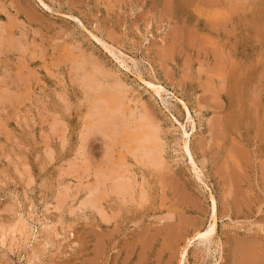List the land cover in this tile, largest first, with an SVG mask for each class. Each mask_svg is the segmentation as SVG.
<instances>
[{
	"label": "rangeland",
	"instance_id": "374dc122",
	"mask_svg": "<svg viewBox=\"0 0 264 264\" xmlns=\"http://www.w3.org/2000/svg\"><path fill=\"white\" fill-rule=\"evenodd\" d=\"M43 1L0 0V264H264V0ZM108 87L159 165L89 129Z\"/></svg>",
	"mask_w": 264,
	"mask_h": 264
},
{
	"label": "bare ground",
	"instance_id": "6f19581e",
	"mask_svg": "<svg viewBox=\"0 0 264 264\" xmlns=\"http://www.w3.org/2000/svg\"><path fill=\"white\" fill-rule=\"evenodd\" d=\"M38 1V3L39 4H41V5H43L44 7H46V8H48V5L46 4V3H44V1L43 0H37ZM206 1V0H205ZM186 6V5H185ZM166 8V7H165ZM20 35V34H19ZM10 38V37H9ZM2 39H4V38H2ZM8 39V38H7ZM6 41V40H5ZM18 41V40H17ZM103 43V42H102ZM17 44V43H16ZM18 45V44H17ZM104 46H105V48L113 55V56H115L120 62H121V64H124V62H123V60H121V59H119L118 57H117V55L115 54V52L112 50V48L110 47V46H107L106 44H104ZM13 47V46H12ZM91 64V63H90ZM100 65V64H99ZM217 65V64H216ZM84 68V67H83ZM82 69V68H81ZM93 70V69H92ZM258 70V69H257ZM98 71V70H97ZM84 72V71H83ZM89 72H91V71H89ZM93 73H95L94 71L93 72H91L89 75H85L86 77H85V79H83L84 81H82V82H85V84L84 85H86L88 88V90H92V88H94V86H95V84H96V82H97V77H96V75L95 74H93ZM97 73H99V72H97ZM81 75V74H80ZM239 79V78H238ZM258 79V78H257ZM102 80V79H101ZM237 80V79H236ZM239 80H241V78L239 79ZM81 82V83H82ZM101 82V81H100ZM242 82V81H241ZM98 83V82H97ZM82 84V85H83ZM112 84V83H111ZM118 84V83H117ZM99 85V84H98ZM101 85V84H100ZM116 87H118L117 85H116ZM120 87V86H119ZM113 88V87H112ZM110 88V87H108V89L106 88V89H104L102 92L100 91L99 92V90H98V92L97 93H95V95L93 96V99H94V101H95V103H91L92 104V106H91V104H90V107H91V114H93L94 115V117H95V119L96 120H94L95 121V123L93 124V117L90 119V118H87V120H90V121H92L91 122V124H93V126L90 124V128L89 129H92V127H94V128H96L97 130H100V131H103V134L106 136H108V135H110L113 131V126L116 124V123H119L120 124V127H119V129L121 130V134H120V136L122 135L123 137H127V138H130V140H132V141H134V143L136 144L134 147H133V149L134 150H140L141 151V153H142V151H144V153H145V155L144 156H147V158H148V160L150 161V162H154V163H156V165L158 164L159 165V163L161 162V160H160V155H159V150H161V149H158V145H159V139H158V135H157V131H156V129H155V126L153 125V122L154 121H152V119H151V117H153V116H149L148 114H147V112L146 113H143V114H141V116L139 117L140 119L139 120H137L138 122H136L135 123V129L134 130H131L130 129V121H131V118H129L130 119V121L128 120V119H126V118H124V111H125V105H124V102H123V96L121 95L122 93H121V91L119 90V89H115V88ZM154 88V87H153ZM156 88V87H155ZM154 88V90H156ZM87 89H86V91H87ZM97 89H98V87H97ZM115 89V90H114ZM160 89V88H159ZM157 91V90H156ZM158 92V91H157ZM92 96L90 97V98H92ZM128 98V97H127ZM129 99V98H128ZM91 100V99H90ZM219 101V100H218ZM92 102V101H91ZM220 103V102H219ZM251 110V109H250ZM139 111V110H138ZM144 111V110H143ZM146 111V110H145ZM89 112V111H88ZM259 113V112H258ZM87 114V113H86ZM126 114V113H125ZM140 114V113H139ZM87 115H89V116H91L90 114H87ZM233 115V114H232ZM136 116V115H135ZM258 116V115H257ZM138 117V116H137ZM136 117V118H137ZM234 117V116H233ZM236 118H237V116H235ZM239 117V116H238ZM244 117V116H243ZM230 119V118H229ZM239 119V118H238ZM235 120H237V119H235ZM258 120V119H257ZM84 121V120H83ZM231 122H235L234 121V119H232V120H230ZM238 121V120H237ZM133 122V120L131 121V123ZM222 122V121H221ZM238 122H240V121H238ZM236 123V122H235ZM234 123V124H235ZM86 124V123H85ZM118 124V125H119ZM116 126H117V124H116ZM229 126H230V124H229ZM87 127H85V129H86ZM93 128V129H94ZM115 128V127H114ZM262 129V128H261ZM120 130H118V134H119V132H120ZM86 131V130H85ZM185 132V131H184ZM84 133H86V134H89L88 133V130H87V132H84ZM84 133H82V134H84ZM101 133V132H100ZM113 133H115V132H113ZM102 134V133H101ZM187 134V133H186ZM115 135V134H114ZM185 135V134H184ZM121 136V137H122ZM187 137V136H186ZM85 138V137H84ZM115 138H117V137H115ZM185 138V137H184ZM183 138V145H184V147H186V145H187V139L185 138L184 139ZM213 139V138H212ZM117 140V139H116ZM128 140V139H127ZM107 141V140H106ZM108 143V142H107ZM105 144V143H104ZM106 145V144H105ZM110 145H111V143H110ZM109 145V146H110ZM134 145V144H133ZM82 146V145H81ZM232 146V145H231ZM120 147V146H119ZM88 148V147H87ZM110 149V148H109ZM108 149V151H111V150H109ZM112 149V148H111ZM131 149V148H130ZM185 149H187V147L185 148ZM114 150V149H113ZM130 151V150H129ZM230 151V150H229ZM238 151V150H237ZM246 151V150H245ZM87 152V151H86ZM139 152V151H138ZM104 153H105V151H104ZM106 153H108V152H106ZM235 153H236V151H235ZM109 154H111V152L109 153ZM138 154V153H137ZM230 154V153H229ZM95 155V154H94ZM107 156H109V155H107ZM110 156H112L113 157V154L112 155H110ZM105 157V156H104ZM110 158V157H109ZM137 158V157H136ZM105 159V158H104ZM111 159V158H110ZM113 159V158H112ZM116 159V158H115ZM123 159V158H122ZM242 160V159H241ZM101 161V160H100ZM103 161V160H102ZM105 161H107V159L105 160ZM104 161V162H105ZM117 161H118V159H117ZM125 161V160H124ZM141 161V160H140ZM77 162V161H76ZM81 162V161H80ZM110 162H111V160H110ZM109 162V163H110ZM145 162V161H144ZM163 162H164V160H163ZM75 163V162H74ZM86 163V162H85ZM90 163V162H89ZM109 163H105V164H109ZM119 163V162H118ZM117 163V164H118ZM121 163V162H120ZM120 163H119V167H120ZM76 164V163H75ZM100 164V163H99ZM115 164V163H114ZM146 164V163H145ZM228 164V163H227ZM103 166V165H102ZM111 166V165H110ZM113 166V165H112ZM115 166V165H114ZM227 166V165H226ZM98 167H100L98 170H100V171H103L102 169H101V165H99ZM109 167V166H108ZM107 167V165H106V167L105 168H108ZM121 167H122V165H121ZM120 167V168H121ZM159 167V166H158ZM262 167V166H261ZM76 168V167H75ZM111 168V167H110ZM123 169V168H122ZM121 169V170H122ZM129 169V168H128ZM262 169V168H261ZM109 170V169H108ZM158 170V169H157ZM106 171V170H105ZM195 171V170H194ZM122 172H123V170H122ZM119 169H117V168H112V169H110V171H108V172H106V174H102L103 176H108L111 180L113 179V180H116V183L114 184V188H115V193L117 192V191H119V192H124V191H127V188L129 187V186H131L130 184L128 185V183H124L123 181H122V179L121 178H123V177H125L124 175H123V173H122ZM100 173V172H99ZM236 173V172H235ZM95 174V173H94ZM97 174V173H96ZM130 174V173H129ZM96 176V175H95ZM102 176V177H103ZM100 177V175L98 176V177H96V178H98V179H104L105 177ZM109 178L107 179L108 181H109ZM121 179V180H120ZM124 179V178H123ZM169 179V178H168ZM105 180V179H104ZM103 180V181H104ZM106 180V181H107ZM133 180V179H132ZM143 181V180H142ZM172 181V180H171ZM95 183V182H94ZM93 183V184H94ZM101 183L102 184H104V182H102L101 181ZM135 183V182H134ZM224 186V185H223ZM96 187V186H95ZM112 187V186H111ZM93 188V187H92ZM133 188V187H132ZM111 189V188H110ZM134 189V188H133ZM114 191V190H113ZM128 191H129V189H128ZM129 192H131V194H132V190L131 191H129ZM128 192V193H129ZM238 192V191H237ZM126 193V192H125ZM242 193V192H241ZM101 194V193H100ZM129 195H130V193H129ZM94 196V195H93ZM122 196H123V194H122ZM95 197V196H94ZM209 197H210V199H211V206H210V214H211V221L209 222V224L207 225V227L205 228V229H203V231H200V230H197L196 229V231H195V233H194V236H192L193 238L194 237H197V239L199 240V241H208V243H210L211 241H212V239H213V235L215 234V230H216V226H217V222H216V209H217V205H216V200H215V198L211 195V194H209ZM122 198V197H121ZM120 198V199H121ZM124 198V197H123ZM136 198V197H135ZM99 199V198H98ZM90 201H92V200H90ZM93 201L94 202H96V199L94 198L93 199ZM125 202V201H124ZM95 204V203H94ZM90 205V204H89ZM191 206V205H190ZM146 240V239H145ZM188 240V239H187ZM214 240V239H213ZM191 240L189 239L184 245H183V247L181 248V252H179L180 254H179V257H182L183 259L181 260V261H179L178 263L179 264H184V259L186 258V256H187V249H188V245L191 243L190 242ZM217 241V240H216ZM214 243V242H213ZM47 245H48V243H47ZM144 249V248H143ZM251 250V249H250ZM244 255V254H243ZM246 255V254H245ZM213 256V255H212ZM243 257V256H242ZM241 257V258H242ZM245 257V256H244ZM251 258V257H250ZM239 257H238V260L237 261H239ZM241 260V259H240ZM242 260H244L245 262H246V259H242ZM248 260V259H247ZM243 261V263H245ZM241 262V261H240ZM32 263V262H31ZM240 264H242V262L240 263Z\"/></svg>",
	"mask_w": 264,
	"mask_h": 264
}]
</instances>
